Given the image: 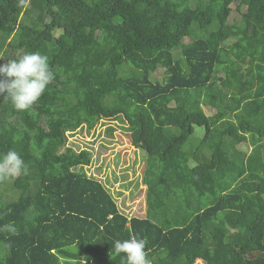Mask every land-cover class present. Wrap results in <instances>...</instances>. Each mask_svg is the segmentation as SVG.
<instances>
[{
    "label": "trees",
    "instance_id": "obj_1",
    "mask_svg": "<svg viewBox=\"0 0 264 264\" xmlns=\"http://www.w3.org/2000/svg\"><path fill=\"white\" fill-rule=\"evenodd\" d=\"M37 51L55 73L41 99L0 95V153L29 167L0 183V229L15 227L0 264H125L110 252L132 237L151 264H264V0H0V64ZM121 116L151 158L130 219L76 169L90 152L63 151L67 131Z\"/></svg>",
    "mask_w": 264,
    "mask_h": 264
},
{
    "label": "rangeland",
    "instance_id": "obj_2",
    "mask_svg": "<svg viewBox=\"0 0 264 264\" xmlns=\"http://www.w3.org/2000/svg\"><path fill=\"white\" fill-rule=\"evenodd\" d=\"M236 15L237 11L234 10L230 18L231 22ZM163 75V69L155 73V77L160 80ZM251 122L255 124L254 120ZM129 125L131 124L124 116L112 119L101 117L97 125L90 130L87 126H81L76 130L68 131V142L63 151L72 147L77 151L90 152V162L79 165L76 169H84L88 175L96 177L107 185L123 212L144 215L146 187L140 183L146 163L151 158L134 146ZM204 132L203 127H196L187 147L194 148L195 152L200 154ZM249 145L244 142L241 149L247 150Z\"/></svg>",
    "mask_w": 264,
    "mask_h": 264
},
{
    "label": "clouds",
    "instance_id": "obj_3",
    "mask_svg": "<svg viewBox=\"0 0 264 264\" xmlns=\"http://www.w3.org/2000/svg\"><path fill=\"white\" fill-rule=\"evenodd\" d=\"M24 3L25 0H20L21 6ZM54 79L55 73L49 65L48 57L38 51L29 52L18 59H10L7 63L0 64V95L6 93L16 110L27 111L41 99ZM28 173L29 167L17 151L9 149L0 153V183L26 176ZM126 214L129 219L134 216L131 212ZM0 230L15 234L12 224L4 225ZM146 243L144 239L136 237L115 240L110 258L114 259L123 253L125 264H151ZM194 264L206 262L198 258Z\"/></svg>",
    "mask_w": 264,
    "mask_h": 264
},
{
    "label": "crops",
    "instance_id": "obj_4",
    "mask_svg": "<svg viewBox=\"0 0 264 264\" xmlns=\"http://www.w3.org/2000/svg\"><path fill=\"white\" fill-rule=\"evenodd\" d=\"M228 141H229V145H230L231 156L236 160H237V157L240 158L241 162H242V160H245L247 150L241 149V144L233 141L232 139H230V140L228 139ZM249 148L251 149L250 145H249ZM250 149H248V151Z\"/></svg>",
    "mask_w": 264,
    "mask_h": 264
},
{
    "label": "built area",
    "instance_id": "obj_5",
    "mask_svg": "<svg viewBox=\"0 0 264 264\" xmlns=\"http://www.w3.org/2000/svg\"><path fill=\"white\" fill-rule=\"evenodd\" d=\"M130 216H131V214H130Z\"/></svg>",
    "mask_w": 264,
    "mask_h": 264
}]
</instances>
